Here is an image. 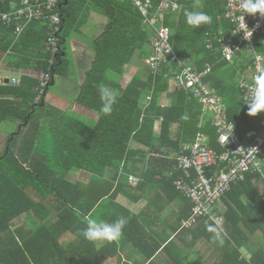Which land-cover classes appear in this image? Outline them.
I'll list each match as a JSON object with an SVG mask.
<instances>
[{
    "label": "trees",
    "instance_id": "obj_1",
    "mask_svg": "<svg viewBox=\"0 0 264 264\" xmlns=\"http://www.w3.org/2000/svg\"><path fill=\"white\" fill-rule=\"evenodd\" d=\"M60 2L59 10L64 14L65 23L62 54L55 66L49 67L46 61L48 29L42 21H32L19 38L15 35L16 26L0 24V61L9 55V59H13L11 67L41 73L37 79L22 77L17 86L0 87V126L10 121L21 123L15 134L8 136L0 154V264H99L101 257L107 256L116 243L111 242L113 245L104 250L97 249L96 242L84 239L82 230L86 226V217L93 216L96 209L107 210L109 215L117 213L118 208L126 210L116 202L119 191L124 187L122 183L116 184L121 168L130 175L136 171V165L143 164L147 177L160 161L158 156L171 150L179 152L181 141L171 139L175 123H180L182 132L193 133V140L198 132L203 131L208 136L210 147L219 150L210 118L205 117L203 127H199L202 105L191 93L180 89L181 102L161 107L162 95L171 90L172 82L182 72L178 66L169 64L162 66L156 75L147 69L145 79L136 78L125 89H116L118 101L111 115H105L100 110L99 86L103 84L112 88L113 82L107 76V68L94 62L78 101L99 114L97 125L89 127L76 121L63 125L58 131L41 126L39 117L46 105L43 99L36 101V88L45 73H51L54 78L69 68L70 61L64 56L68 55L65 45L79 28L83 17L99 12L109 19L106 30L94 40L93 47L98 56L101 53L113 55L125 66L135 55L144 60L151 54L153 31L145 25L144 17L133 0ZM161 2L154 0L155 9ZM19 3L20 0H0V10L11 13ZM180 3L181 9L171 11L167 18L176 54L198 71L204 70L207 64L211 66V73L203 78V82L223 99L237 136L242 141L256 140L264 131V123L259 113L255 116L248 114V104L238 85V78L244 73V63L249 62L250 57L244 53L231 64L219 51L207 47V34L212 36L224 30V34L229 35L233 30L231 21L219 18L225 15L228 0H180ZM186 8L206 12L212 17L211 24L200 28L187 25ZM255 47L257 53L264 57L260 36L255 38ZM145 93L151 94L152 100L144 106ZM161 119L160 136L157 138L156 126ZM132 143L136 147L131 148ZM109 169L114 173L108 179L105 176ZM75 171L88 172L91 175L89 184L72 182L71 173ZM184 175L183 172L175 174L170 183L174 190L190 201L175 184ZM255 178L256 175L250 173L246 181L238 182L223 196L226 210L217 211L216 216L224 217L221 226L227 237L223 246L216 244V259L211 264H264V252L251 261L242 253L243 224L248 210H252L254 222H259L264 230V199L253 184ZM190 203L191 212L193 203ZM24 213H27V225L13 229V221ZM210 217L207 215L199 224L205 221L207 228L215 226ZM199 224L196 226L198 229L194 227L185 231L198 238L196 243L206 240L214 244L207 228V233L198 232L203 226ZM67 235L75 237L71 249L65 241ZM193 251L192 256L185 257L184 264H206L197 260V247H193ZM110 254L111 257L118 254L117 245Z\"/></svg>",
    "mask_w": 264,
    "mask_h": 264
},
{
    "label": "crops",
    "instance_id": "obj_2",
    "mask_svg": "<svg viewBox=\"0 0 264 264\" xmlns=\"http://www.w3.org/2000/svg\"><path fill=\"white\" fill-rule=\"evenodd\" d=\"M108 23V17L99 12L89 14L88 18H82L81 26L79 24V28L74 32L75 34L68 40L71 43V55L68 46L65 45L68 55L65 54L64 56H67V59L71 57L70 60H73V62L70 61V66L64 74L55 75L54 84H52L48 94L43 99L46 107L40 113L39 122L41 126L58 131L63 125L76 121H80L89 127L97 125L100 118L99 114L78 101L87 73L91 71L94 62H98L107 68V76L113 82L112 88H109L110 90H123L136 78H146L148 68L143 64L145 59H139L138 55H135L131 62L125 66L121 64V60L113 55L101 53L98 56L93 47L94 40L106 30ZM9 58V55H7L0 61V87L13 86L14 79L19 80L21 83L22 77L37 79L41 76L40 71L37 70H17L11 67L10 63L13 59ZM114 86H116L115 89H113ZM172 86L171 90L164 93L160 99L162 108L177 105L181 102L180 88L175 85L174 81ZM149 95L151 97L149 93L144 94L143 99L146 105L148 103H146L145 98H149ZM162 121L163 119L156 126L157 138L160 136ZM15 123L17 121H10L1 126L17 127ZM18 124L19 127L21 123L18 122ZM2 132L5 133L6 131L3 130ZM6 133L8 136V132ZM192 134L182 132L180 123H175L171 130V139L180 140L182 150L185 145L194 142ZM134 147L136 145L132 143L131 148ZM181 150L179 152L171 150L165 155L158 156L157 158L160 161L156 162L157 164H155L150 176H145L143 170L145 166L143 164L136 165V171L130 175L142 179V183L138 187L130 186L127 183L129 174L123 172L122 168L120 169L116 184L122 183L124 187L119 191L116 202L126 210L118 208L117 213L109 215L107 210L96 209L93 216L108 222L124 216L128 218V224L123 230L122 237L115 241L118 250L116 256L111 257L110 254V251L113 253L116 250V245L108 241H96L97 249L104 250L108 245H113L115 248V250L114 248L109 250L107 256L101 257L99 264H184L185 257L194 254L193 247H197L196 257L198 261L203 263L208 261L213 263L215 261L214 250L217 251L216 244H210L206 240L196 243L195 240H198V238L193 237L190 232L181 231L182 222L191 215V203L174 190L170 183L175 174L181 172L176 161ZM113 173V170H107L105 178H112ZM74 177L77 179L72 181ZM71 179L75 183L89 184L91 175L86 171H75L71 173ZM85 179L86 181H84ZM253 184L262 196L264 182L260 178H256L253 180ZM219 210H222L221 206L216 205L212 215H216ZM113 212L115 211L113 210ZM245 215V224H243L245 233L242 236L245 238L243 239L242 253L244 257L251 261L253 257L260 256L264 252V230L260 228L259 222H254L252 210H248ZM210 219L212 221V217ZM200 224L203 226L198 232H206L205 221ZM207 234L212 236V233ZM67 238L72 239L71 244L66 242L71 249L75 237L67 235ZM169 243L171 245L165 249V246ZM204 252H207L205 258L202 257Z\"/></svg>",
    "mask_w": 264,
    "mask_h": 264
},
{
    "label": "built area",
    "instance_id": "obj_3",
    "mask_svg": "<svg viewBox=\"0 0 264 264\" xmlns=\"http://www.w3.org/2000/svg\"><path fill=\"white\" fill-rule=\"evenodd\" d=\"M133 1L142 13L145 25L153 31L151 54L145 59L146 67L156 75L165 64L178 66L182 72L174 79L175 85L191 93L202 105L203 118L199 127H203L204 118L209 117L216 132L219 150L210 147L208 136L200 131L194 142L185 145L176 159L178 169L186 177H180L175 184L193 203L191 215L182 222L181 231L196 227L207 215L212 217L214 224L219 223L221 226L224 217L212 215V212L216 205L221 206L222 211L226 210L223 196L238 182L246 181L250 173L258 175L264 182V131L254 141H242L237 136L234 123L228 119L223 99L203 82V78L211 73V66L207 64L204 70L198 71L176 54L171 42L172 29L167 24V18L171 11L181 9L180 0H162L156 9L154 0ZM240 4L241 0H228L225 15L219 18L224 17L231 21L233 30L229 35H225L224 30L212 36L207 34V47L219 51L223 59L231 64L244 53L247 54L246 57H250V61L244 63V73L238 78L239 88L247 103L252 95L254 77L264 70V57L257 53L255 47L257 36H260L264 44V16L258 13H242ZM60 5V0H20L19 7L15 4L13 12L0 10V24L16 26V38L34 20H40L47 25L45 50L49 67L55 66L62 54L65 17L59 10ZM242 15L245 25L252 32L251 37L246 38L243 30L234 34L241 26ZM51 80L52 74L47 72L39 81L36 88L37 102L45 96ZM19 84V80H13L14 86ZM151 100L149 97L148 102ZM259 115L264 123V111L259 112ZM230 129H233L232 134L226 139ZM127 178L132 187H138L142 183L138 176L128 175ZM262 197L264 199V192Z\"/></svg>",
    "mask_w": 264,
    "mask_h": 264
},
{
    "label": "clouds",
    "instance_id": "obj_4",
    "mask_svg": "<svg viewBox=\"0 0 264 264\" xmlns=\"http://www.w3.org/2000/svg\"><path fill=\"white\" fill-rule=\"evenodd\" d=\"M240 7L243 9L242 13L249 15H255L258 13L261 16H264V0H241ZM184 16L186 19V24L193 28H200L204 25H209L212 22V17L203 11H194L186 8L184 10ZM241 30L244 31L246 38L251 37L252 32L245 25L243 15L241 26L234 34ZM54 79L55 77L51 80L52 84H54ZM51 83L49 88H47L48 90H46L45 96L48 94V91L52 86ZM251 92L252 95L246 104H248V114L255 116L257 113L264 111V70L260 71L259 74L254 77V83L251 87ZM99 96L102 101L100 110L105 115H111L113 106L118 101V93L115 90H110L107 86L101 84L99 86ZM232 130L233 129H230L229 135L226 137V139H228L232 134ZM256 178L260 177L256 175ZM127 224L128 218L124 216H120L114 221L108 222L96 216L89 215L86 217V226L82 230V235L84 239L90 242H115L122 237L123 230ZM207 230L212 233V243L218 244L219 246L224 245L227 234L224 228L219 225V223H217L215 226L209 225Z\"/></svg>",
    "mask_w": 264,
    "mask_h": 264
},
{
    "label": "rangeland",
    "instance_id": "obj_5",
    "mask_svg": "<svg viewBox=\"0 0 264 264\" xmlns=\"http://www.w3.org/2000/svg\"><path fill=\"white\" fill-rule=\"evenodd\" d=\"M81 23V22H80ZM80 26H81V24H80ZM73 34H75L74 32L72 33V35H71V37L73 36ZM67 46H68V50H69V54L71 55V43H69V41H68V43L66 44ZM69 55V56H70ZM70 58L71 57H69L68 58V61H72L73 62V60H70ZM141 63V62H140ZM143 64H145V63H143ZM242 66H243V64H242ZM173 87V86H172ZM149 97H150V95H149ZM145 100H146V103H148V98L146 99L145 98ZM145 104V101H144V99H143V105ZM146 105V104H145ZM38 112V111H37ZM18 122L17 123H15V126H17L18 127ZM17 127H14V126H1L0 127V132H2L3 130L4 131H6V132H8V136H10V134H15L14 133V131L15 130H17ZM177 129V128H176ZM2 130V131H1ZM3 133L2 132V134H0V154H2V152H3V149H4V147L6 146V144H7V140H8V136H7V133ZM59 171V170H58ZM76 175V174H75ZM70 179H71V177H70ZM75 179H77L76 177H74V179L72 180V181H75ZM81 179H82V177H81ZM84 181H86V179L84 180ZM129 184V183H128ZM27 225V213H24V214H22L21 216H19L18 217V219H16L15 221H13V223H12V228L13 229H17L18 227H21V226H26ZM65 241H67L69 244H71L72 243V239L71 238H67V239H65ZM216 249H217V247H216ZM202 257L203 258H205V257H207V252H204L203 253V255H202ZM206 264H211L209 261L206 263Z\"/></svg>",
    "mask_w": 264,
    "mask_h": 264
},
{
    "label": "water",
    "instance_id": "obj_6",
    "mask_svg": "<svg viewBox=\"0 0 264 264\" xmlns=\"http://www.w3.org/2000/svg\"><path fill=\"white\" fill-rule=\"evenodd\" d=\"M67 5H70V3H68ZM9 82L7 81V84H8Z\"/></svg>",
    "mask_w": 264,
    "mask_h": 264
}]
</instances>
